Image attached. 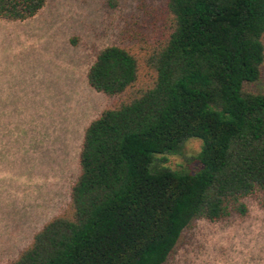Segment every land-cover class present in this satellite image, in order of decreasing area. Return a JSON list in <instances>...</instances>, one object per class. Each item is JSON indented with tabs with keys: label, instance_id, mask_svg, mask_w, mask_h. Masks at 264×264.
I'll use <instances>...</instances> for the list:
<instances>
[{
	"label": "trees",
	"instance_id": "16d2710c",
	"mask_svg": "<svg viewBox=\"0 0 264 264\" xmlns=\"http://www.w3.org/2000/svg\"><path fill=\"white\" fill-rule=\"evenodd\" d=\"M48 0H0V19ZM139 57L100 50L87 73L119 97L84 132L65 212L8 264H166L197 220L244 217L264 193V0H165ZM202 141L189 172L164 163ZM195 167V166H194Z\"/></svg>",
	"mask_w": 264,
	"mask_h": 264
},
{
	"label": "rangeland",
	"instance_id": "374dc122",
	"mask_svg": "<svg viewBox=\"0 0 264 264\" xmlns=\"http://www.w3.org/2000/svg\"><path fill=\"white\" fill-rule=\"evenodd\" d=\"M164 2L48 0L29 20L0 19V264L65 212L84 132L119 100L88 84L96 55L113 44L131 49L141 63L139 83L147 81L143 39ZM202 144L189 139L164 165L196 169L188 164ZM246 204L244 217L195 221L166 264H264V193Z\"/></svg>",
	"mask_w": 264,
	"mask_h": 264
}]
</instances>
